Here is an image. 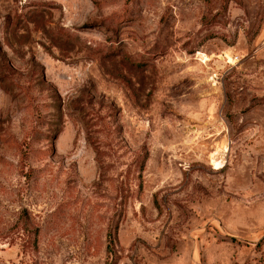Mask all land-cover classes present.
<instances>
[{
  "label": "rangeland",
  "instance_id": "1",
  "mask_svg": "<svg viewBox=\"0 0 264 264\" xmlns=\"http://www.w3.org/2000/svg\"><path fill=\"white\" fill-rule=\"evenodd\" d=\"M0 264H264V0H0Z\"/></svg>",
  "mask_w": 264,
  "mask_h": 264
}]
</instances>
